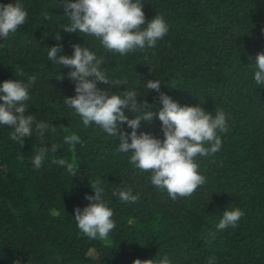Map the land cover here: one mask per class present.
<instances>
[{"label": "trees", "instance_id": "16d2710c", "mask_svg": "<svg viewBox=\"0 0 264 264\" xmlns=\"http://www.w3.org/2000/svg\"><path fill=\"white\" fill-rule=\"evenodd\" d=\"M15 1L28 16L0 41V83H27L35 76L26 114L56 131L46 133L42 145L34 130L21 146L10 139L12 128L0 125V264H133L137 258L158 264L165 256L170 264H264V86L255 84L251 64L264 52V0H142L146 20L162 16L168 32L155 47L124 56L107 51L95 37L67 33L62 27L70 21L59 0ZM73 44L103 57L106 74L124 78L137 101L146 100L153 110L162 104L159 92H147L151 79L181 106L225 113L228 131L217 133L220 150L195 158L203 186L173 200L151 184L150 173L129 163L130 154L117 150L118 138L83 126L64 103L75 95L71 69L47 56L53 45L71 56ZM60 73L63 80L56 78ZM98 87L121 94L127 85ZM121 130L132 131L126 123ZM143 131L164 138L157 117L142 121L137 134ZM72 133L80 137L75 152L64 143ZM53 144L57 151L49 150L34 168L37 149ZM60 158L74 162L79 174L72 177L52 163ZM96 180L116 224L105 240L83 235L73 217L76 207L91 203L85 197L95 195L90 181ZM121 188L131 189L138 201L113 195ZM234 208L244 212L237 226L218 230L223 211Z\"/></svg>", "mask_w": 264, "mask_h": 264}, {"label": "clouds", "instance_id": "9594fccd", "mask_svg": "<svg viewBox=\"0 0 264 264\" xmlns=\"http://www.w3.org/2000/svg\"><path fill=\"white\" fill-rule=\"evenodd\" d=\"M60 4L70 21L62 27L67 33L95 37L104 49L121 56L138 49L155 47L157 41L168 32V25L162 16L156 15L146 20L142 0H59ZM27 16V11L17 3L0 4V37L6 38L9 33H15L25 23ZM72 48L73 54L68 56L61 54L62 46L53 45L49 47L47 56L49 61L71 69L67 76L74 82L75 95L65 96L64 103L81 118L83 126L95 125L107 135L118 138L117 150L130 154L129 163L142 172L150 173L151 184L157 189L166 190L171 199L189 197L203 186L206 178L198 171L195 158L209 156L220 150L222 140L217 133L228 131L225 113L216 110L213 115L200 105L181 106L169 95L160 92L159 81L151 79L145 85L147 92H159L162 104V107L153 110L146 100L137 101L139 95L124 78H110L106 74L102 68L103 57L98 58L95 52L81 44H73ZM251 64L255 68V84L264 86V52L257 53L255 63ZM56 78L63 80L64 76L60 73ZM35 81L36 77L31 76L27 83L18 79L0 83V125L10 126L13 129L10 139L21 146L26 137L33 136L34 130L42 145L45 134L56 131L54 125L38 122L33 115L26 114L29 107L26 102L30 98L29 85ZM99 83L117 89L121 85L127 87L120 91L121 94H117L111 88H99ZM124 109H128L132 118L125 114ZM154 117L161 121L163 140L146 131L137 134L141 122L150 124ZM125 123L132 129L131 133L121 130V125ZM79 142L80 137L76 133L64 137V143L71 152L76 151ZM58 148L53 144L51 148L41 146L37 149L32 158L33 167L39 169L47 152H56ZM52 163L65 167L72 177L79 174V168L74 162L60 158L54 159ZM90 186L95 195H86L85 198L91 203L83 208L76 207L73 217L83 235L93 240H105L116 227L112 219L113 211L102 200L104 190L100 181H90ZM113 195L127 203H136L139 199L131 189L121 188L113 191ZM243 215L244 212L239 208L225 209L216 228H235ZM14 264H20V261H14ZM133 264L156 262L153 259L137 258ZM158 264H170V261L165 256Z\"/></svg>", "mask_w": 264, "mask_h": 264}, {"label": "water", "instance_id": "95a60500", "mask_svg": "<svg viewBox=\"0 0 264 264\" xmlns=\"http://www.w3.org/2000/svg\"><path fill=\"white\" fill-rule=\"evenodd\" d=\"M11 3L13 5H15L16 1L15 0H7V4ZM3 39V37H0V41Z\"/></svg>", "mask_w": 264, "mask_h": 264}]
</instances>
